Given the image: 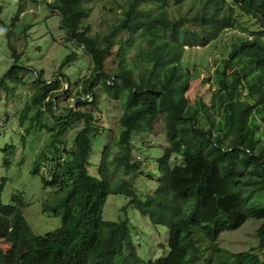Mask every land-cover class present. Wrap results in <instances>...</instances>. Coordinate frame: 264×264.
Listing matches in <instances>:
<instances>
[{
    "label": "trees",
    "instance_id": "1",
    "mask_svg": "<svg viewBox=\"0 0 264 264\" xmlns=\"http://www.w3.org/2000/svg\"><path fill=\"white\" fill-rule=\"evenodd\" d=\"M84 1L49 2L66 36L91 58L90 74L80 79L78 108L60 115L54 94L45 101L53 89L45 82L32 100L44 101L56 122L37 126L30 119L20 129L49 130L40 166L32 171L43 173L44 186L60 193L43 211L60 216L61 225L36 233L25 217L23 195L7 198L1 184L0 264H264V142L257 136V120L264 121V0H123L119 19L94 35L84 22ZM187 3L190 12L173 13ZM20 12L6 26L7 35ZM228 30L237 33L214 61L209 95L189 101L194 75L183 65L185 51ZM97 85L120 112L116 126L107 128V141ZM85 94L90 101L80 98ZM24 112L20 123L27 121ZM159 117L166 141L156 158L160 177L153 193H141L135 179L143 171L132 160V137L152 131ZM79 121L83 125L66 149L63 136ZM14 148L6 144L5 151L14 154ZM111 194L124 195V209L131 205L166 228L165 256L141 257L128 219L104 218ZM255 219L263 220L255 229L256 246L231 251L220 245L222 233Z\"/></svg>",
    "mask_w": 264,
    "mask_h": 264
},
{
    "label": "rangeland",
    "instance_id": "2",
    "mask_svg": "<svg viewBox=\"0 0 264 264\" xmlns=\"http://www.w3.org/2000/svg\"><path fill=\"white\" fill-rule=\"evenodd\" d=\"M51 1L0 0V185L3 184V196L7 198L12 194L23 195L27 203L24 208L25 217L36 233H43L61 225L60 216L43 211L44 204L57 203L60 193L44 186L43 173L32 171L40 166L38 155L48 142V128L43 127L39 132L31 129L25 133L20 132V129L26 128L30 119L37 126L56 122L44 101L32 100L34 93H38L45 82L53 88L47 92L45 101L54 94V107L60 115L65 117L68 109H77L80 79L90 74L92 65L90 56L83 48L66 36L60 26L59 14L49 4ZM121 2L123 0L84 1L88 10L84 22L91 25V34L107 31L119 19L122 9L118 4ZM189 6V3L179 6L173 13L190 12ZM19 9L21 12L7 35L6 26L11 24L13 15ZM236 33L228 30L204 46L187 48L183 65L194 75L186 92L189 101L192 102L199 95H209L214 61L224 54L227 49L225 43L234 39ZM72 52L76 53L75 56L60 68L64 59ZM109 55L111 54L107 55L106 69L111 65ZM94 91L96 105L102 112L99 123L106 128L103 140L107 141L111 137L107 128L116 126L119 107L117 102L107 97L100 85L95 86ZM80 98L90 101L86 94ZM90 107L89 102L84 104V108ZM24 109L27 121L20 123L19 117L24 115ZM54 113L58 116L57 112ZM257 123L262 126L257 133L258 139L264 142V121L258 119ZM82 125L83 122L79 121L66 130L63 136L66 149H71L74 134ZM22 138L26 140L22 142L24 146L20 142ZM132 142V160L140 161L143 171L142 175L136 177L135 183L141 193H153L160 177L156 170V158L163 155V147L166 145L162 117L155 120L152 131L134 133ZM6 144L15 145L14 154L5 151ZM98 154L97 148L95 155ZM4 157L9 158L8 163L4 162ZM179 162L178 160L176 163ZM149 173L151 174L147 176ZM127 201L128 198L122 194L109 195L104 206V218L128 219L131 238L141 257L155 259L165 256L168 252L166 228L153 225L131 205L124 209ZM262 221L248 220L239 229L222 233L219 238L220 245L231 251L256 246L258 238L255 229Z\"/></svg>",
    "mask_w": 264,
    "mask_h": 264
}]
</instances>
